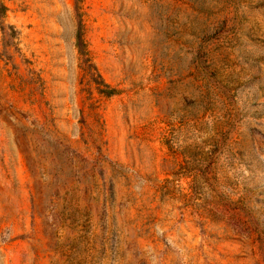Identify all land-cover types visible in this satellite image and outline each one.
I'll use <instances>...</instances> for the list:
<instances>
[{
  "label": "rangeland",
  "instance_id": "obj_1",
  "mask_svg": "<svg viewBox=\"0 0 264 264\" xmlns=\"http://www.w3.org/2000/svg\"><path fill=\"white\" fill-rule=\"evenodd\" d=\"M0 3V264H264V0Z\"/></svg>",
  "mask_w": 264,
  "mask_h": 264
},
{
  "label": "trees",
  "instance_id": "obj_2",
  "mask_svg": "<svg viewBox=\"0 0 264 264\" xmlns=\"http://www.w3.org/2000/svg\"><path fill=\"white\" fill-rule=\"evenodd\" d=\"M4 16H5V7H4L3 4L0 3V23L2 22ZM82 54H83L85 60L88 61L87 51H86V49L84 48V44H83ZM88 65H89V66H92L91 63H89ZM92 78H93V79H92L93 82L97 85V88H98L99 92H103V93H105L106 95H110V94L113 93V90H112V89H102V88L100 87V86L102 85V86L108 88L107 84H105V83L102 81L101 77H100L97 73H93V74H92Z\"/></svg>",
  "mask_w": 264,
  "mask_h": 264
}]
</instances>
